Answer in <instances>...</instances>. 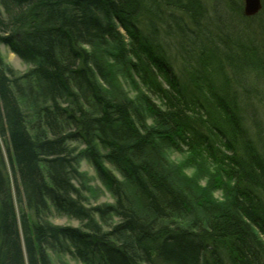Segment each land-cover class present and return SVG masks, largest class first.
Instances as JSON below:
<instances>
[{"label": "trees", "instance_id": "obj_1", "mask_svg": "<svg viewBox=\"0 0 264 264\" xmlns=\"http://www.w3.org/2000/svg\"><path fill=\"white\" fill-rule=\"evenodd\" d=\"M262 3L246 17L243 0H0V44L31 66L17 76L0 54L23 206L0 155V264H264ZM168 148L214 166L224 201ZM82 159L114 203L87 205Z\"/></svg>", "mask_w": 264, "mask_h": 264}, {"label": "rangeland", "instance_id": "obj_2", "mask_svg": "<svg viewBox=\"0 0 264 264\" xmlns=\"http://www.w3.org/2000/svg\"><path fill=\"white\" fill-rule=\"evenodd\" d=\"M243 6H244V0H243ZM255 23H258V21H256ZM123 33L126 36L127 41H128V36L125 34V32ZM111 50H115V47L111 46ZM0 54L3 59V62L7 66L12 68L17 76L23 75L31 69L30 65L24 63L16 54L12 52L10 48L2 44H0ZM123 86H124V89L129 93L130 97L133 98L136 96V92L130 84L123 81ZM259 87L261 90H263L261 85ZM143 89L145 90V88ZM148 122L150 124L152 123L151 121H148ZM71 146L76 147L79 150H82L84 148L79 143H71ZM0 148L3 154V157L5 159L6 172L8 173L10 177L15 208H16L18 215L20 216L23 206L17 202L16 185H15L16 180H15V177L12 176L11 160H10V155H9L10 153L8 151V143L6 139L2 136H0ZM166 155H167L168 160L171 163H173L174 165L184 167V174L187 177L194 178V179H200L199 180L200 188L206 187L208 180L210 178L213 179L214 186H217L218 188L216 191H214L213 196L218 202L224 201V193L226 192H223L222 189H219V187L224 183L223 182L224 178L222 177V175H219V173L217 172L214 166H212L211 164H208L206 160H203V161L198 160L197 165L184 166L186 161H189L190 163V159H189L190 154L186 148L184 149V152H179L174 149L168 148L166 150ZM78 167H79V172L86 175L87 186L90 187V191L85 193V196L88 198L87 205L89 207H94V206H97L103 203H114L115 202L113 195L102 183V181L100 180L97 174L95 167L90 161L82 159ZM106 167L109 170H111L115 176L123 180L122 176L119 174V172L114 167H112L109 164H106ZM208 176L210 178H208ZM75 184L79 185V182L75 181ZM96 219H98V217H96ZM47 220L59 226H70V227H80L81 226L79 221L57 214L54 208H52V212L49 215ZM115 221L117 220L115 219ZM260 238H262V236H260ZM50 256H51L53 264H82L79 260L75 259L69 254L50 253Z\"/></svg>", "mask_w": 264, "mask_h": 264}, {"label": "water", "instance_id": "obj_3", "mask_svg": "<svg viewBox=\"0 0 264 264\" xmlns=\"http://www.w3.org/2000/svg\"><path fill=\"white\" fill-rule=\"evenodd\" d=\"M262 9L261 0H244V15L246 17L256 16Z\"/></svg>", "mask_w": 264, "mask_h": 264}, {"label": "flooded vegetation", "instance_id": "obj_4", "mask_svg": "<svg viewBox=\"0 0 264 264\" xmlns=\"http://www.w3.org/2000/svg\"><path fill=\"white\" fill-rule=\"evenodd\" d=\"M0 136H1V134H0ZM0 155H2V158H3V160L5 161V159H4V157H3V154H2V151H1V148H0Z\"/></svg>", "mask_w": 264, "mask_h": 264}]
</instances>
